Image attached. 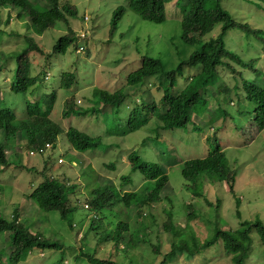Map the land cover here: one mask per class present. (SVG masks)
<instances>
[{
  "label": "rangeland",
  "instance_id": "rangeland-1",
  "mask_svg": "<svg viewBox=\"0 0 264 264\" xmlns=\"http://www.w3.org/2000/svg\"><path fill=\"white\" fill-rule=\"evenodd\" d=\"M61 1L64 2V0ZM67 1L75 5L77 9V15L69 20L71 27L76 33L84 32L86 36L71 44L65 53H53L51 55V63L49 62L50 64L47 66L48 78L44 81L41 78L38 80L37 91L35 92L36 94H42L56 89L61 72H73L78 86L76 88L73 85L68 91L65 89L58 90V109L64 105V101L69 97H75L77 104L79 99L81 104L88 106L89 103L86 99L84 100V97L87 98L91 95L93 87L103 84H106V86L111 85L109 76L114 72L117 65L118 72L119 68L122 67L123 71L127 73L129 70L136 69L139 66V58L141 59L145 55L162 57L168 66L174 65L176 62L173 41H178L180 34V13L178 6L175 4L176 0H170L167 3L166 19L158 24L141 19L127 7L128 0ZM220 4L235 18L264 29V5L257 7V4L250 0H220ZM119 6L125 7V11L116 31L111 36L109 33L110 21L113 12ZM9 11L10 8L0 10V108L5 105L12 107L17 118L21 119L24 115V102L26 99H31V95L29 90L24 92L10 90L9 83L17 66V58L19 54L23 55L22 50L27 45L26 38L32 37L39 44L41 50H44L46 54H51L53 44L59 36L67 31V27L64 23L57 22L54 27L37 34L30 28L27 17L19 19L13 16L11 22H8ZM217 33L218 29L215 27L210 36L214 37ZM257 36L253 34L245 35L236 28L229 30L228 33L226 32L224 39L225 42H228L229 48L238 53L240 58L245 61L254 59L256 70L238 67V70H240L238 77L225 74V71L221 70V74L227 76L221 77L216 73L209 85L200 91L198 98V100L211 98L209 89L218 92L219 104L215 103L214 107L209 108L221 109L227 113L226 117L223 113H219L218 115L222 114L223 121L215 123L214 126L218 129L217 133L221 143L228 144L225 146L226 155L231 168L236 174L233 183L235 197L229 192L225 181L218 182V189L217 183L204 187L206 189L204 193L212 203H218L219 201V215L224 222L218 223L219 226L224 228L231 227L235 229L243 219L252 221L259 219L264 223V128L258 129L253 123L254 103L246 98L243 90L244 82H242V80H246L264 86V30ZM76 44L82 45L84 51L77 53ZM184 49L186 52L187 47ZM29 59L31 65L28 64L27 60H22L19 67L21 70H27V73H29L28 70L31 71V74L37 73L40 69L36 68L37 65L35 67L34 64V60L37 59L36 55L29 56ZM27 73L26 71L22 73L23 76L20 78L23 81L26 80ZM35 85L36 83L33 87ZM229 97H231L230 101H233V104L228 101ZM56 105L57 102L54 106L55 110L51 114V119L58 122L61 130L56 138L55 147L48 155L36 154L30 156L25 147L27 139L21 137L20 132H16L14 140H11L12 137L8 139L9 146L4 143V138L0 135V142L6 146L5 150L11 152L10 154L7 153L10 156L7 158L9 160L8 164L0 165V216L11 220V217L17 212L24 224L31 225V232L40 229L44 237H51V239H55L56 235H62L61 230H65L63 237L72 242L71 245L75 247V251H79L82 242L86 245L84 248L92 251L89 239H83L80 242L77 237L69 232L67 224L72 220L79 222L89 213L82 207L80 202L88 200L94 178L98 173L101 174V182H111L112 175L105 169L107 162L116 161L118 165L117 172L119 174H129L133 187L141 181L142 175L138 171L131 172L130 167L124 164V157H127L132 149H137L141 156L151 158L168 169L169 188L172 190L165 187L161 193V200L154 203L156 209L153 212L154 215L157 216V220L162 218L161 206L168 198H171V194L177 195L182 185L188 183L180 174V165H172V162L182 157V154L179 151H173L172 153L168 151L170 157L164 158L162 148L167 147L168 149L169 144L167 141L158 139L157 133L153 131L146 138L144 144H141L143 138L149 133L144 129L143 131L138 129L125 135H106L105 131L112 126L113 118L111 115H104V112H100L98 115L81 120H78L79 118L74 115L63 118L61 111L55 108ZM50 111L48 110L47 114ZM70 124L85 130L84 132L91 136H101V144L96 149H89L84 153L73 150L65 137L66 128ZM204 127L201 131H190L185 127L166 131L165 134L179 136L184 142H199L204 139L205 135L203 133L208 130V126ZM28 134L30 135L31 132ZM11 142L15 143L11 145ZM14 144L17 148L16 154L13 151L15 149ZM151 149H158L161 154L153 156ZM201 154L202 152L198 150L197 153L187 152L183 155V158H197ZM120 157H122L121 163ZM58 158L64 159L65 162L73 160L75 163L73 165L74 169H70L66 163L59 164ZM62 171L65 172L64 176L70 178L71 183H75L76 186L73 189L76 190L77 188V192L71 196H74L73 201L77 200L79 204L65 219L60 218L57 210H39L35 201L28 196L33 188L46 179V176H57L58 180L65 182V178L61 175ZM197 188L200 190V185ZM236 198L239 200L238 205L235 203ZM190 206H192L190 209L194 210L195 216L192 218L185 217V212L182 210L180 215L176 217V214H174L173 218L178 219L182 226L187 223L188 229L186 231L193 230L198 238L193 242L189 240L186 242L180 241L178 246L184 249L180 254V259H172V261L165 264H227L230 261V256L225 255L220 248L213 250L212 247L205 248L202 246V241L207 235L211 234L213 221L216 220L214 206L199 200H193ZM146 208L147 206L144 207L143 212H146L147 215L141 216L139 224L135 227L138 229L141 225H144V238H149L152 241H156L154 235L157 234V239L161 241L158 244L161 245V249L166 251L173 242V240L169 241L171 235L164 234L161 226H155L153 228L154 232L147 236L151 227L148 228L150 218ZM131 209L135 210L134 207H131ZM237 212L240 213V217ZM104 213L106 218L103 220L108 222L110 213L107 210ZM116 219L117 216L110 221L114 222ZM187 220L189 221L187 222ZM251 235L253 238L252 249L245 260V264H264V245L261 244L257 231H252ZM106 246H110V244ZM138 246L133 249L136 256L133 258V262L136 264H157L162 260L165 253V251L157 253L149 246L140 248ZM12 250L9 232L1 233L0 264H50V261L53 260L52 255H40L41 250L34 248L33 252L28 254L24 260L12 263L9 261ZM187 253H194V256L188 258ZM71 257L72 255L67 256L68 263L71 262Z\"/></svg>",
  "mask_w": 264,
  "mask_h": 264
},
{
  "label": "trees",
  "instance_id": "trees-1",
  "mask_svg": "<svg viewBox=\"0 0 264 264\" xmlns=\"http://www.w3.org/2000/svg\"><path fill=\"white\" fill-rule=\"evenodd\" d=\"M169 1L128 0L127 7L141 19L158 24L166 19V7ZM183 1H175L180 13V34L179 40L173 41V51L176 56L174 65L168 66L162 57L147 55L141 57L139 66L136 69L129 70L127 73L123 71L122 67L119 68L118 72L117 65L114 72L109 76L111 85L106 86V84H103L93 87L91 95L87 98L84 97V100L86 99L89 105L92 104L91 106L81 103L77 104L75 97H69L64 101V105L58 109V90L65 89L68 91L73 85L76 88L78 86L73 72H61L56 89L43 92L42 94H36L35 92L37 91L38 80L41 78L44 81L48 78L47 66L51 63V55L53 53H65L71 44L78 42L79 37L69 21L70 18L77 15L75 5L67 0H64V2L61 0H0L1 11L10 8L16 12L18 18L27 17L30 27L37 34L54 27L57 22H62L67 27V31L59 36L53 44L51 54H46L44 50H41L39 44L32 37L26 38L27 45L22 50L23 55L19 54L17 58V66L14 69L13 78L11 77L9 88L14 92L29 90L31 99L25 100L23 106L24 115L21 119L17 118L12 107L5 105L0 108V135L3 136L4 143L8 145V139L12 137L11 140H14L16 132H20L21 137L27 139L26 147L31 148L34 153L36 151L35 154H39V147L45 142H51L55 146L56 138L61 130L58 122H54L51 119L56 102L55 108L61 111L63 118H69L74 115L79 118L78 120H81L89 116L98 115L100 112H104V115H111L113 122L112 126L105 131L106 135H125L138 129H142V131L144 129L149 132L145 138H148L151 131L157 133L158 128L154 125L155 121L153 120L157 102L171 95L173 105L172 109L169 110L168 116L164 119V129L172 128L175 130L189 122H193V117H191L192 110H188L189 100L200 96V91L209 85L216 73L221 76V70H224L225 74L238 77L240 75L238 67L256 70L254 59L245 61L240 58L238 53L229 48L228 42H225L224 39L226 32L228 33L229 30L236 28L245 35L253 34L257 36L264 29L254 27L249 22L235 18L221 6L220 0ZM250 1L255 2L257 7L264 5V0ZM124 11L125 7L119 6L113 12L109 30L111 36L116 31ZM179 13L177 12V14ZM172 14L177 15L176 13ZM7 20L9 22V17ZM215 27H217L218 33L212 37L210 34L213 33ZM182 44L184 45L183 48ZM76 47L77 44L75 49ZM185 47H187L186 52ZM35 55L37 59L34 60V64L40 70L37 73L35 72L36 74H31L30 70H28L29 73H27V70H21L19 63L22 60H27L28 64L30 63L31 65L29 56ZM189 67L199 70L194 77L189 78L191 79L190 81L184 76ZM25 71L27 77L23 81L20 77L23 76L22 73ZM242 82H244L243 90L246 98L252 101L254 99L258 103L255 108V121L258 127H264V86H259L246 80H242ZM35 83L36 85L33 87ZM209 91L211 92V98H208L207 101L215 103L213 96L217 94L213 93V90L209 89ZM230 100L231 97H229L228 101L230 102ZM207 101L203 100V103L207 105ZM48 110L51 111L47 114ZM224 112L221 109H210L209 107L199 109L196 114L205 115V117L201 121L199 120L197 125H193L191 131H201L205 128L204 126H210L217 115ZM30 132L31 134L29 135L28 133ZM66 137L70 147L79 151L97 148L102 139L101 136L92 137L86 132L78 131L75 128H70L66 132ZM4 143H0V165H7L9 161L7 158L10 157L7 156ZM13 143L15 142L10 144L13 145ZM218 149L212 143L210 150L214 153H208L205 159L191 161L186 169L182 168V176L192 181L200 171L208 174L213 169L219 174L220 178L226 180L228 172H231L228 182L233 181L235 173L232 169L228 170L225 164L221 165V161L225 159L224 152H221L222 154L218 153ZM16 150L17 148L15 147L13 150L14 154H16ZM162 153L164 158L170 157L167 147L162 148ZM128 160L132 170L140 169L142 172V162L136 154L128 155ZM58 163H66L70 169H74L71 162L61 160ZM44 165L47 168L45 163ZM147 165L154 170L147 174L146 176L148 177L146 178L150 177L149 179H151L162 172V167L158 163H147ZM107 167L115 170L116 164L112 163ZM64 173L62 171L61 175L67 183L58 180L57 176H46V179L28 194L31 200L35 201L39 210H57L61 219L65 218L68 212L73 211V205L71 204L73 201H70L73 198L71 195L77 192V188L76 190L73 189L76 186L75 183H71L70 178L64 176ZM212 175L214 174L212 173ZM120 178L127 180L126 175L120 174ZM163 184V180H155L151 186L148 182L142 190L151 189L146 192H135L132 196L127 194L123 201L128 206L132 204L131 202L136 206H141L144 203L149 205L151 202L158 200ZM229 188L231 194L234 195L232 182L229 184ZM89 194L90 204L88 205L90 207L87 210L90 211L91 216H96L95 218L97 219L89 217L92 222L88 233L84 234L83 239L92 238L94 240L92 251L84 248L86 245L83 242L79 247V251H75V247L71 245L72 242L63 237L65 230H61L62 235H56L55 239L44 237L40 229L31 232V225L24 224L19 217V213L15 212L11 220L0 216V234L9 232L11 246L13 247L9 261L17 263L20 260H24L28 252L37 247L44 251L45 254L52 255L53 260L50 261V264H63L67 256L70 255H72L71 262L68 264H121L111 259L115 257V251L111 248L102 249L107 253L106 258L96 256L97 254H102L98 245L106 246L108 242H112V248L116 249L119 242L126 241L130 248L134 247L143 240L141 229L135 227L138 225V221H135L134 217H131L129 211H127L124 213V217L121 218L119 216V221L112 222L113 227L103 226L102 219L106 218L104 212L107 206L116 202L119 194L112 185L99 186L95 179ZM169 202L174 205V201ZM206 203L214 206L216 220L213 221L211 234L207 235L202 241V246L205 248L212 247L213 250L220 248L225 255L230 256V261L227 264H245V260L252 249V231H257L260 242L264 245V223L259 219L253 221L243 219L235 229L221 227L218 222H224V220L219 215V201L216 204L208 201ZM235 203L239 204L237 198ZM180 207H183V203L180 204ZM237 214L240 217V213L237 212ZM193 216H195L194 210L187 213L188 218ZM114 217L115 213L111 210L108 215V222L113 220ZM164 230L171 235L172 240H176L173 241L172 246L176 245L177 253L175 254L178 256H180L182 250L184 251L178 246L180 241L186 242L189 240L193 242L198 238L193 230L183 231V226L180 227L177 222H174L172 212L166 213ZM194 253H187L186 256L192 258ZM160 264H163V261Z\"/></svg>",
  "mask_w": 264,
  "mask_h": 264
},
{
  "label": "clouds",
  "instance_id": "clouds-1",
  "mask_svg": "<svg viewBox=\"0 0 264 264\" xmlns=\"http://www.w3.org/2000/svg\"><path fill=\"white\" fill-rule=\"evenodd\" d=\"M9 12L10 13L8 14V17H9V21L10 22H11V19H12L13 16L15 18H18L17 14H16V12L14 10H11L10 9ZM86 18L88 19V17H86ZM19 19H22V18H19ZM251 25L254 26L253 24H251ZM254 27L263 29L262 27H258V26H254ZM76 35L79 37V39H81V38L83 39V38H85L86 33L80 32V33H77ZM82 51H84V47L82 45H80V44H77L76 52L79 53V52H82ZM139 60H140V58H139ZM187 70H188V73L186 75H184V76L188 79V81L191 80V79H189L190 77H194L197 74V72L199 71L196 68H192V67L187 68ZM220 75H221V77H224L225 74H221L220 73ZM213 93H215L217 95L219 94L218 92H214V91H213ZM170 95H171V92H170ZM217 95H215L213 97L215 99V103H218L219 104V99H218V96ZM171 96H169L168 98H166L164 100H161V101L157 102L155 115H153V120L155 121V124L154 125L158 128V132L156 134L157 135V138L158 139H161L162 141H167V143L169 144L168 151L170 153H172L173 151H179L182 154V157L178 158V160L173 161L172 162V165H180V174H181L182 168H185L186 169L188 167V165L191 163V161L205 159L207 157V154L208 153H214L212 150H210L211 144L214 143L219 148L218 151H217L218 153H221V152L223 153L224 152L223 155H224V158L225 159L221 161V165L222 164H225L227 166L228 170L229 169H232L231 166H230V164H229L228 157L226 155V147L225 146L228 145V144L227 143H225V144L221 143V141L219 139V136H218V133H217V130L218 129L214 126L215 123H218V122L223 121L222 114L221 115H218L215 118L214 122L212 124H210V126H208V130L206 131V133H203L205 135L204 136V139H202L199 142H184V141L181 140V138L179 136H171V135L168 136L167 134H165L166 131L173 130L172 128L164 129V119H165L166 116H168L169 110L172 109V105H173L172 102H171ZM198 98H199V96L198 97H195L194 99L191 98L189 100L188 110L189 111L192 110L191 117H193V122H189V123L185 124V126H182V127L178 128V129H183L184 127H187L188 130L191 131V127L193 125H197L198 124V121L199 120L201 121L205 117V115H197L196 114L197 111L199 109H206L207 107L212 108V107L215 106V103H211V102H209V101L206 100L207 103H208L207 104L208 106H207V105H205L203 103V100H198ZM250 101H252V100H250ZM77 102H78V104H80L81 103V100L78 99ZM252 102L254 103V107H253V110H254L253 123L256 125V127L258 129L264 128V127H261V128L258 127V124L255 121V117H256V109L255 108H256V106H257L258 103L254 99H253ZM230 104H233V101H230ZM226 114H227L226 112L223 113V115L225 117H226ZM92 127H93V125H92ZM70 128H75L78 131H85V130H81V129L77 128V127L71 126V124H70L66 128L65 137H66V132ZM92 137H96V136H92ZM143 139L144 140L142 141L141 144H144V142L146 140V138H143ZM66 140H67V137H66ZM67 142H68V140H67ZM101 142H102V139H101ZM52 144L53 143H51V142H45L43 145H41L39 148L42 149V151H40L39 154L48 155V153L55 147ZM206 144H207V146H206ZM69 145H70V143H69ZM25 147H26V145H25ZM26 149L29 152L28 154L31 155V156H33L36 153V151H35V153L33 152L31 154L30 151H32V149L31 148H27V147H26ZM68 149H70V148H68ZM94 149H96V148H94ZM94 149H91V150H94ZM87 150H89V149H87ZM87 150H85V151L75 150V151L84 153ZM197 150L202 152L201 156H199L197 158H183V155L185 153H187V152H189V153H197ZM6 153H9L10 154L11 152L9 150H6ZM132 154H136L139 157V159L141 160V162H142V167H141L142 172L140 171V169L132 170L131 164H130V162L128 160V155L131 156ZM151 154L153 156H158V155L161 154V152L158 149H151ZM128 155H127V157H124L123 156L124 157V161H125L124 164L125 165H128L130 167L131 172L138 171L142 175L141 181H139L137 184H135L134 187L132 186L131 177H130L129 174H122V175H126L127 176V180H123V179L120 178V174L117 172V168H118L117 162L116 161H113V160H111V161H109V162H107L105 164L106 171L112 175L111 182H101L100 181V176H101L100 173H98L97 176L94 179H95V181L97 183H99V186H102L103 187L105 185H112L116 189V191L118 192V194H119L118 199L120 198L119 200H121V202H119V200L117 199L116 202H113L112 205H109L106 208V210L109 213L111 212V210L114 211L115 216H117L116 221H119V216L122 218V217H124V213L127 212V211H129L131 217H134V220L135 221H138L137 224H139L140 217L147 215L146 212H143L144 207L147 206L146 211H148V217L150 218V220H149L150 223H149L148 228L151 227V229L148 230L149 233L147 234V236H150V233L154 232L153 231V228L155 226H161L162 232L164 234H166V235L168 234L164 230V221L166 220V213L167 212H172V214L173 215L176 214V217H177L178 215H180L182 213V210H183L185 212V217H186L187 216V213L188 212L190 213L192 211V209H190V208L193 205L190 206V203H192L193 200H199V201H204V202L208 201V202L212 203L211 200L206 197V193H204V192H206V189L204 188L206 185L211 186V185L217 183V189H218L219 188V183L218 182L225 181L227 183V185H228V188H229V184L231 182L234 183V181H235V179H234L233 181L228 182V178H229V175H230L231 172H228V174H227V180H226V179L220 178L219 174H217L213 169H211V171H209L208 174L201 173V171H200L197 174V177L195 179H193L192 181L191 180H188L184 176H182L183 179H185L186 181H188V183L187 184L184 183V185H182V187L178 191V194L177 195L171 194L170 195L171 198H168L170 200L167 199V201L164 202V205H162L161 208H160V212L163 213L162 218H160V219L157 220V216L154 215V213H153L156 210L154 208L155 207L154 203L159 202L161 200V193L164 190V188L165 187H168L169 188V177H168V173H167L168 172V169L163 164H161V163H159V162H157L155 160H152L151 158H147V157L141 156L137 152V149H132ZM73 156H76V155H73ZM121 158L122 157H120V159H119L120 160V163H121V160H122ZM61 160L64 161V159H61V158H58L57 159L58 162L61 161ZM70 162L72 163V165H75V163H74L73 160H71ZM112 163H115L116 164V169L115 170H111V169H109L107 167V166H109V164H112ZM147 163H151V164L158 163L162 167V172L159 173L158 175H156L155 177L151 178V179H149L150 177L149 178H146V177H148L146 175L149 174V173H151L154 170V169L150 168L147 165ZM211 172L214 175H212ZM155 180H163V183H164L163 184V189L159 193L158 200H156L155 202H151L149 205H145V203H144L141 206H136L133 202H131L132 204L130 206H128L127 204H125V202L123 201V198L127 194L130 195V196H132L135 192H142V191H145L146 192L147 190H149L151 188H147L145 190H142V189L146 186V184H148V182L150 183V186H151V184L154 183ZM198 185H200V190H199V188H197ZM169 189H171V188H169ZM230 191L231 190L229 188V192ZM232 192H234V189H233ZM203 193H204V195H203ZM234 196H235V192H234L233 197ZM73 198H74V196H73ZM73 198H71L70 201H73ZM89 201H90V199L88 198L87 201L80 202V204L82 205V207L85 210H87L90 207L88 205V204H90ZM169 201H174V205L172 203H170ZM181 203H183V207H179V205ZM71 204L73 205V210L76 207L79 206L77 200L71 202ZM214 204H216V202ZM127 207H129V208H127ZM131 207H134L135 210H132ZM88 212L89 213L86 214L85 218L82 219L81 221L76 222V221H73L72 220V221H69L68 224H67L69 232L71 234H73L75 237H77L80 240V242L83 240L84 234L85 233H88V231H89V227H90V224L92 222V221H90V218L89 217H94V218L96 217V216H91L90 215V211H88ZM69 213L70 212H68L67 215ZM67 215H66V217H67ZM65 218H62V219H65ZM95 219H97V218H95ZM173 220H174V222H177L180 225V227L182 226L180 224V221L178 219L175 220L173 218ZM188 221L189 220H187V222ZM102 223H104L103 226H106L108 228L109 227H113L111 221L104 222V220L102 219ZM140 229H141V232L143 234L142 235L143 240H141L140 242H138L134 247H131L130 248L127 245L126 241H121V242H119L118 247L116 249H113L112 248V242H108L107 245L110 244V246L98 245L99 250L102 252V254H97L96 256L102 257V258H106L107 257V253L104 252L102 249L103 248H106V249H110L111 248L113 251H115V257H113L111 259H113V260H115V261H117L118 263H121V264H136V263L133 262V258L136 257L135 254H134L135 253V250H133V249L136 248L138 245H139L138 248L145 247V246H149V247H151L153 249V251H155L157 253H161L162 251H165L164 249H161V245H159L161 241L159 239H157V237H158L157 234L154 235V237H156V241H152L149 238H146V237L144 238V233L143 232L145 230V226L144 225H141ZM187 229H188V224L186 223L183 226V231L184 230H187ZM6 233H8V232H6ZM171 240L172 239L170 238L169 241H171ZM172 243L169 246L170 248L165 251L162 260L160 262H158L157 264H160L162 261H163V264H165L168 261H172V259H176V258H177V260L180 259V256H178L177 254H175V253H177L176 245L171 246ZM89 244H91V246L93 247L94 240H92V238H89ZM35 248H37V247H35ZM33 250H34V248L32 250H30L28 252V254L32 253ZM39 254L40 255H44L45 252L41 250ZM64 263L65 264L68 263V258H66L64 260Z\"/></svg>",
  "mask_w": 264,
  "mask_h": 264
},
{
  "label": "built area",
  "instance_id": "built-area-1",
  "mask_svg": "<svg viewBox=\"0 0 264 264\" xmlns=\"http://www.w3.org/2000/svg\"><path fill=\"white\" fill-rule=\"evenodd\" d=\"M40 151H42V149H40ZM30 153L32 154L33 152H32V151H30Z\"/></svg>",
  "mask_w": 264,
  "mask_h": 264
}]
</instances>
